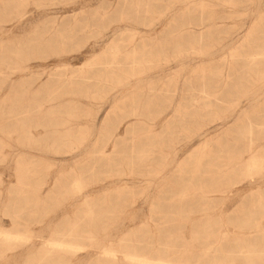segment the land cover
<instances>
[{
    "label": "rangeland",
    "instance_id": "374dc122",
    "mask_svg": "<svg viewBox=\"0 0 264 264\" xmlns=\"http://www.w3.org/2000/svg\"><path fill=\"white\" fill-rule=\"evenodd\" d=\"M0 102V264H264V0H0Z\"/></svg>",
    "mask_w": 264,
    "mask_h": 264
},
{
    "label": "bare ground",
    "instance_id": "6f19581e",
    "mask_svg": "<svg viewBox=\"0 0 264 264\" xmlns=\"http://www.w3.org/2000/svg\"><path fill=\"white\" fill-rule=\"evenodd\" d=\"M257 82H262V80H258ZM0 104H3V102H0ZM254 145H255L254 142H250L248 144V147L241 156L240 155L234 156L231 157V159H229V162L226 166L229 169V173L227 174L244 172V174L246 175H252L255 173H259L263 169L264 154L262 152L256 153L254 149ZM117 147L118 145L116 144L115 149ZM248 153H249V157H245L244 154H248ZM31 241H32V237L27 235H23L20 233H12V232L5 233L3 231H0V242H4L5 244L8 245L28 244ZM45 245L51 251L65 252L70 255H76L79 251H82V249H84L77 243L60 241L56 239L55 240L50 239L45 243ZM101 257L109 260L113 264H120L118 263L120 257L119 253L112 247H109L104 251H102ZM120 258L127 261L128 264H190V263H174L171 260H168L167 258H163V257H154L150 255L142 256L128 252L121 254Z\"/></svg>",
    "mask_w": 264,
    "mask_h": 264
}]
</instances>
